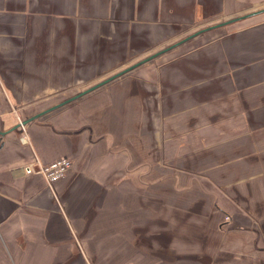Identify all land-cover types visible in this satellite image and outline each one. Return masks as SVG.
Segmentation results:
<instances>
[{"label": "crops", "instance_id": "1", "mask_svg": "<svg viewBox=\"0 0 264 264\" xmlns=\"http://www.w3.org/2000/svg\"><path fill=\"white\" fill-rule=\"evenodd\" d=\"M263 4L0 0V117ZM142 76L6 136L0 264H264V14ZM31 158L72 167L49 186Z\"/></svg>", "mask_w": 264, "mask_h": 264}, {"label": "water", "instance_id": "2", "mask_svg": "<svg viewBox=\"0 0 264 264\" xmlns=\"http://www.w3.org/2000/svg\"><path fill=\"white\" fill-rule=\"evenodd\" d=\"M263 14L264 7H261L250 12H241L215 22H209L195 27L178 36L177 38L165 43L164 45L154 49L150 53L118 68L116 71L108 74L102 79L94 81L80 90L72 91L69 94H66V96H64L63 99L55 105L48 107L35 106L23 111H17L15 113V116L17 117H14V114L0 117V125H2V129L0 128V149L4 144V139L9 135H13L15 137L17 136L18 141L20 140L23 142L25 131L29 125L37 120H41L44 116L67 107L76 101L87 97L90 94L103 89L127 76L141 78L143 77L142 75L148 72L152 73L157 64H159L166 57H169L170 53L173 51L182 47L190 48L199 45L208 40V37H210V35L214 32L220 31L221 33H228L232 31L233 27L241 26L243 22L258 18ZM35 162L36 159L31 158L26 163H23V168L26 171H30L32 169L34 172H38V167Z\"/></svg>", "mask_w": 264, "mask_h": 264}, {"label": "built area", "instance_id": "3", "mask_svg": "<svg viewBox=\"0 0 264 264\" xmlns=\"http://www.w3.org/2000/svg\"><path fill=\"white\" fill-rule=\"evenodd\" d=\"M24 141L25 135L23 137ZM35 164L38 167V172H34L32 169L30 171L24 170L29 173L39 174L49 186L63 179L72 167L71 161L68 158H60L48 164H41L36 161ZM228 220L229 218L225 217V221Z\"/></svg>", "mask_w": 264, "mask_h": 264}, {"label": "rangeland", "instance_id": "4", "mask_svg": "<svg viewBox=\"0 0 264 264\" xmlns=\"http://www.w3.org/2000/svg\"><path fill=\"white\" fill-rule=\"evenodd\" d=\"M261 6V5H260ZM260 6H257V7H254V8H250V9H246V10H243V11H239V12H236L235 14H238V13H240V12H250V11H253V10H256V9H259V8H261ZM263 6H264V4H263ZM234 13H233V15H235ZM233 15H229V16H227V17H230V16H233ZM224 18H226V17H222V18H220V19H216V20H212V21H209L210 23L211 22H215V21H218V20H221V19H224ZM208 22V23H209ZM195 28V27H194ZM193 29V28H192ZM182 35V34H181ZM180 36V35H179ZM177 38V37H176Z\"/></svg>", "mask_w": 264, "mask_h": 264}]
</instances>
